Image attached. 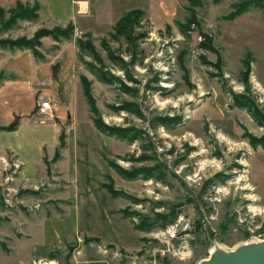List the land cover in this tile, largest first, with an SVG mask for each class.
Segmentation results:
<instances>
[{
    "label": "rangeland",
    "instance_id": "374dc122",
    "mask_svg": "<svg viewBox=\"0 0 264 264\" xmlns=\"http://www.w3.org/2000/svg\"><path fill=\"white\" fill-rule=\"evenodd\" d=\"M244 1L0 0V127L18 122L13 131L0 129V264H199L217 243L232 250L264 240V9L229 18ZM131 10L140 15L115 31ZM71 24L73 31L59 33L58 40L43 35L32 47L12 45ZM196 47L202 51L197 58ZM91 66L111 72L131 91L120 82L102 83ZM41 95L56 102L54 118L38 116ZM255 113L263 126L251 117ZM95 118L138 139L106 136ZM77 138L96 141L112 174L96 163L94 190L103 179L104 187L113 184L136 200L102 188L112 219H122L118 209L124 207L138 230L146 219L169 226L185 215L195 230L190 258L158 252L166 246L154 236L167 226L141 232L128 252L121 244H90L85 219L80 231L75 226L74 241L55 242L44 258L30 255L34 244L50 245L73 227L70 215L78 216L67 206L69 214L54 219L65 212L45 179L52 167L46 161L55 152L61 158L68 140ZM111 161L130 172L155 169L167 181H124ZM63 169L70 179L69 166ZM118 250L129 258L119 261Z\"/></svg>",
    "mask_w": 264,
    "mask_h": 264
},
{
    "label": "crops",
    "instance_id": "0c3cea01",
    "mask_svg": "<svg viewBox=\"0 0 264 264\" xmlns=\"http://www.w3.org/2000/svg\"><path fill=\"white\" fill-rule=\"evenodd\" d=\"M58 3L57 1H55ZM55 9H60L61 7L56 6L54 7ZM69 17V14H68ZM96 141L90 140V139H73L68 140V142L65 145V148L61 149V158H59L57 163L52 164L51 167V173H49L48 169L46 172V180L47 182H51V186H54V188H51L55 195V200L57 204H60L62 207L60 209L65 212L64 216H55L54 219L61 217L64 218L67 215V206L70 208V211L74 212L75 214L79 210L78 216L76 215L75 218H73V215L71 214V218L73 221V227H68L66 232H62L60 236H55L53 238L56 239H51L50 242L51 244L47 246V241H43L41 243H36L34 244L33 249L31 250L30 255L34 254L35 256L32 255V257H37V258H44L45 256H48L51 251L53 252V244L55 242L64 239L65 237H72L69 238L70 242L74 241L77 236L75 234V226L77 227L79 223V231L81 230V224L84 223L85 219V224H86V233H87V239L90 240H99L107 245L110 246H116L120 245L123 247V251H130L129 249H132L135 247L136 237H140L141 232L139 230H135V227L133 226L132 222L129 220L130 218H127L123 215V210L125 209L124 207L118 209V214L121 215L122 219L120 220L117 219H112L110 216L109 212L110 210L107 209L106 205L104 204V200L107 199L109 200V197H105L102 188L106 189L107 192L112 196V194L109 192V190L103 186L105 181L101 179L99 181V188H96L94 190L93 188V183L90 185V177L91 175V168L95 169V164H101V167L104 168V171L106 173H109V176H112L111 172L108 170V166L106 163L102 160L100 157V153H97L95 149V144ZM81 144V145H80ZM59 146V145H58ZM57 146V149L59 148ZM56 149V150H57ZM56 153V152H55ZM53 155L52 157H48L49 161L54 159ZM63 165V166H62ZM65 165L69 166V172L68 177L70 179H66V172H64V167ZM112 169V168H111ZM113 172H115L112 169ZM115 174H117L115 172ZM118 175V174H117ZM119 176V175H118ZM120 177V176H119ZM62 179L64 182V187L63 188H57L61 184L59 179ZM121 178V177H120ZM58 179V180H57ZM124 181L123 178H121ZM44 180V179H42ZM140 180V179H136ZM143 180V179H142ZM130 181V180H129ZM72 182L75 183V189H72ZM53 193V194H54ZM67 193H70L69 195ZM69 196V197H68ZM114 197V196H112ZM117 199H122L126 202H129V200L125 199L124 197H117ZM111 213V212H110ZM114 213V212H112ZM69 214V213H68ZM85 215V218L83 217ZM79 217V219H78ZM78 220V222H77ZM126 226V227H125ZM130 238H132V241L135 240L134 242L131 243ZM86 239V238H85ZM140 240V239H139ZM88 240H86L87 242ZM85 242V244H87ZM98 244V242H93L90 241V244ZM121 247V248H122ZM138 249L137 251H139ZM136 251V252H137ZM33 260V258H30ZM31 261V260H30Z\"/></svg>",
    "mask_w": 264,
    "mask_h": 264
},
{
    "label": "trees",
    "instance_id": "16d2710c",
    "mask_svg": "<svg viewBox=\"0 0 264 264\" xmlns=\"http://www.w3.org/2000/svg\"><path fill=\"white\" fill-rule=\"evenodd\" d=\"M199 1V0H198ZM254 7H261L264 9V4H261L259 2V0H248V1H244L242 2L241 4L237 5L236 6V11L231 14V16L229 18H234V17H237L238 15L240 14H243V13H246L248 12L251 8H254ZM140 11L139 10H131L129 12H127L121 19L119 22H117L116 26H115V31L118 32V30L120 29V25L121 23H128L130 22L131 20H135L136 17L140 14H138ZM193 23H196V22H193ZM189 28L191 27L190 25L188 26ZM73 26L72 24L68 26L67 30H63V29H60V28H56L52 31H47V30H41L40 32H38L36 35H35V38L33 40H28V41H24V40H19L17 42H13V46H26V47H32L33 46V43L35 41L38 40V38L40 36H43V35H52L55 39L58 40L59 38V33H66V31H73ZM66 38H69V37H66ZM22 44H25V45H22ZM80 45V44H79ZM201 47H207L204 43L201 44ZM90 71L91 73L97 77V79H99L102 83L104 84H108V85H112V86H115L117 85L119 82L121 84V87L122 89H125L127 91H131V88H128L126 84H124L119 78H117L116 76H114L111 72H106L105 74H103V72L101 70H98L96 68H94L93 66H91L90 68ZM235 105L238 107V108H244L248 111L249 108L246 107V106H243L241 103H239L238 101H235ZM248 105H250L248 103ZM115 110H119L118 108H114ZM93 113L95 114L96 112L93 111ZM251 117L253 118V120L257 123V124H261V126H263V123L259 120V117L258 115L255 113V114H252ZM94 125L96 127V129L101 132L102 134L106 135V136H109V137H113V138H116L118 140H127L129 141L130 143H133L135 140L138 139V136L137 135H134V137L132 136L133 133L131 132L132 130L130 129H119V128H114V127H110L106 124H104L103 122H99L96 118L94 119ZM18 126V122H14L12 123L10 126L8 127H0L1 130H6V131H13L17 128ZM63 145V144H62ZM258 145V144H256ZM261 145V144H259ZM262 147L264 148V142L262 144ZM60 158V155L59 153H55V156H54V159L52 160V162H49V161H46V163L49 165H52L53 163H55L58 159ZM111 165V168L123 179L125 180H136V179H143V180H156V181H160L161 183L165 184L166 181H167V178L166 176L164 175H161V173H155V169H144V170H140V171H137V172H130L122 167H120L118 164H116L115 162H110L109 163ZM51 166L48 167V171L49 173L51 172ZM107 189L109 190V192L114 196V197H124L125 199L129 200V201H136L134 200V198H132L131 196H129L127 193H125L124 191H120V190H116L114 188V185L113 184H108L106 185ZM123 215L127 218L131 217V214L126 212V210H123ZM131 219V218H130ZM146 222V226H140V227H137V229L139 231H143V232H146V233H149L151 232L155 227L157 226H161L163 228H165L167 226V224H169L170 222L169 221H162L158 218H156L154 221H150V220H144L143 223ZM159 222H160V225H159ZM93 241H96V240H93ZM99 240H97L98 242Z\"/></svg>",
    "mask_w": 264,
    "mask_h": 264
},
{
    "label": "built area",
    "instance_id": "2783aa9c",
    "mask_svg": "<svg viewBox=\"0 0 264 264\" xmlns=\"http://www.w3.org/2000/svg\"><path fill=\"white\" fill-rule=\"evenodd\" d=\"M199 44L201 43L198 40ZM199 47V45H198ZM202 51L200 48H195L192 51V56L197 58ZM45 85V84H42ZM58 109L56 102L51 98L41 95L38 99L37 114L41 118H54L55 112ZM194 226L191 219L185 215L179 216L176 221L166 227L165 230H161L154 238H156L157 244H164L166 247L158 248V252L165 256L172 254L174 257L179 258L181 261L191 257L192 242L194 241ZM107 251V250H106ZM121 251L115 253L119 261L122 258H129ZM141 253V252H140ZM31 264H56L54 261H47L45 259L34 260ZM120 264V262H119Z\"/></svg>",
    "mask_w": 264,
    "mask_h": 264
},
{
    "label": "water",
    "instance_id": "95a60500",
    "mask_svg": "<svg viewBox=\"0 0 264 264\" xmlns=\"http://www.w3.org/2000/svg\"><path fill=\"white\" fill-rule=\"evenodd\" d=\"M202 264H264V245L244 248L235 254L213 258Z\"/></svg>",
    "mask_w": 264,
    "mask_h": 264
},
{
    "label": "bare ground",
    "instance_id": "6f19581e",
    "mask_svg": "<svg viewBox=\"0 0 264 264\" xmlns=\"http://www.w3.org/2000/svg\"><path fill=\"white\" fill-rule=\"evenodd\" d=\"M220 139L221 140H224V141H228L224 135L220 134L219 135ZM206 164H202V167H205ZM254 211H259L258 209H254ZM261 245H264V240L263 241H259V240H251L250 242H247V243H244L242 247L240 248H237V249H226V248H223V246L219 245L218 243L215 244L213 246V249L211 250L210 252V257L204 261H202L201 263L199 264H202L203 262H206V261H210L212 260L213 258H218V257H226V256H229V255H232V254H235L237 252H239V250L241 249H246V248H252V247H258V246H261Z\"/></svg>",
    "mask_w": 264,
    "mask_h": 264
}]
</instances>
